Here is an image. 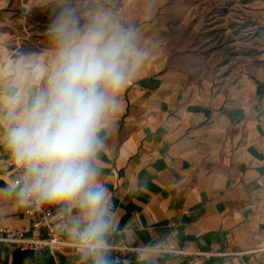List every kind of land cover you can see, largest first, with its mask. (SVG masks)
I'll return each instance as SVG.
<instances>
[{"label":"crops","instance_id":"1","mask_svg":"<svg viewBox=\"0 0 264 264\" xmlns=\"http://www.w3.org/2000/svg\"><path fill=\"white\" fill-rule=\"evenodd\" d=\"M17 0H0V15ZM261 20L258 47L243 72L213 83L192 79L186 55L174 51L170 28L155 22L139 29L162 40L157 55L121 92L99 164L101 182L118 212L108 242L132 245L167 239L207 250L219 244L226 254L192 259L171 253L119 252L127 262L110 264H264V0H253ZM48 48L16 55L0 33V133L7 126L8 97L25 99L43 83ZM21 163L0 145V226L35 230L27 213L31 201L17 203L24 179ZM66 213L69 240L78 238L74 210ZM18 250V251H17ZM83 246L21 249L0 242L7 264H88Z\"/></svg>","mask_w":264,"mask_h":264},{"label":"clouds","instance_id":"2","mask_svg":"<svg viewBox=\"0 0 264 264\" xmlns=\"http://www.w3.org/2000/svg\"><path fill=\"white\" fill-rule=\"evenodd\" d=\"M49 48L43 83L28 98L8 97L0 145L23 166L17 203L58 204L73 223L88 264H110L106 236L113 213L99 161L121 92L155 58L162 40L97 3L81 11L72 0H46Z\"/></svg>","mask_w":264,"mask_h":264},{"label":"rangeland","instance_id":"3","mask_svg":"<svg viewBox=\"0 0 264 264\" xmlns=\"http://www.w3.org/2000/svg\"><path fill=\"white\" fill-rule=\"evenodd\" d=\"M88 11L97 3L117 12L125 23L141 27L155 22L170 28L177 54L186 55L191 77L213 83L235 77L247 68L258 47L261 20L253 0H72ZM46 0H17L0 15V33L16 55L49 48L50 20Z\"/></svg>","mask_w":264,"mask_h":264},{"label":"built area","instance_id":"4","mask_svg":"<svg viewBox=\"0 0 264 264\" xmlns=\"http://www.w3.org/2000/svg\"><path fill=\"white\" fill-rule=\"evenodd\" d=\"M24 179L23 172L20 173L19 181ZM32 219V226L35 230H44L43 233L29 234L25 227L11 228L0 226V242L7 245H15L21 249L40 250L48 247L52 253L60 245L83 246L78 238L74 241L68 239L64 222L66 213L56 211L50 204H41L31 201L30 207L26 210ZM82 230V229H81ZM107 240V239H106ZM108 254L113 255L115 261L127 262V259L121 258L119 252H135L142 255L145 252L171 253L182 256H188L192 259L211 257L213 255L226 254L219 244H212L207 250L191 249L188 246H178L167 239L158 240L153 244L132 245L119 238L114 242H108Z\"/></svg>","mask_w":264,"mask_h":264},{"label":"trees","instance_id":"5","mask_svg":"<svg viewBox=\"0 0 264 264\" xmlns=\"http://www.w3.org/2000/svg\"><path fill=\"white\" fill-rule=\"evenodd\" d=\"M18 251V250H17ZM0 264H7V263H5V262H2L1 260H0Z\"/></svg>","mask_w":264,"mask_h":264}]
</instances>
